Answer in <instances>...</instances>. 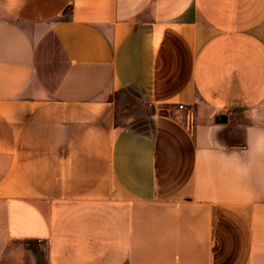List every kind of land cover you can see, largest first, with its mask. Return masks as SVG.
<instances>
[{"label": "crops", "instance_id": "obj_1", "mask_svg": "<svg viewBox=\"0 0 264 264\" xmlns=\"http://www.w3.org/2000/svg\"><path fill=\"white\" fill-rule=\"evenodd\" d=\"M0 264H264V0H0Z\"/></svg>", "mask_w": 264, "mask_h": 264}, {"label": "built area", "instance_id": "obj_2", "mask_svg": "<svg viewBox=\"0 0 264 264\" xmlns=\"http://www.w3.org/2000/svg\"><path fill=\"white\" fill-rule=\"evenodd\" d=\"M180 107H183V105H180Z\"/></svg>", "mask_w": 264, "mask_h": 264}]
</instances>
